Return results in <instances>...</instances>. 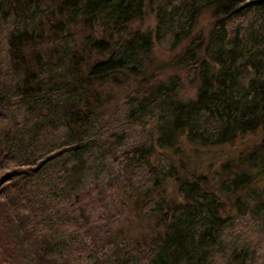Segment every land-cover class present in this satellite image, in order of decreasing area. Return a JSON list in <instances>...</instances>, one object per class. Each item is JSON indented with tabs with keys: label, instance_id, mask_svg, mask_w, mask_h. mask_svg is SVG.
I'll return each mask as SVG.
<instances>
[{
	"label": "trees",
	"instance_id": "trees-1",
	"mask_svg": "<svg viewBox=\"0 0 264 264\" xmlns=\"http://www.w3.org/2000/svg\"><path fill=\"white\" fill-rule=\"evenodd\" d=\"M0 31V264L250 261L221 232L247 213L264 228V0H0ZM156 43L194 95L151 74ZM98 141L116 166L85 182Z\"/></svg>",
	"mask_w": 264,
	"mask_h": 264
},
{
	"label": "rangeland",
	"instance_id": "rangeland-1",
	"mask_svg": "<svg viewBox=\"0 0 264 264\" xmlns=\"http://www.w3.org/2000/svg\"><path fill=\"white\" fill-rule=\"evenodd\" d=\"M143 21L142 27H153L154 26V15L153 13H149L147 10L143 13V15L135 22ZM198 26L204 28L205 30L209 26V19L205 16H201L200 22H198ZM7 29L4 28V31ZM199 31V30H198ZM197 32V31H196ZM206 32V31H205ZM1 34V31H0ZM165 45V44H164ZM161 43H156L153 49V57L155 61H163L165 65L162 64L159 66L155 65L156 70H151V74L159 77L160 79H165L168 75H174V77H178L181 81L180 87V95L181 96H192L196 90L195 83V75L192 74V71L187 72L186 67H180L178 65L174 66L172 64V59L176 57V52L173 50L170 51L166 45L164 46ZM124 85H127L125 91L130 89L131 80L128 78L123 80V84L120 87L112 88V94L115 95V98H119L122 95L120 88ZM121 122H118L113 129L119 130L121 127ZM156 124V120L150 115L146 120L142 123H139L134 120H129L124 122V125L127 128L126 137L121 144L126 145V143H130L131 141L137 140V142L142 141L144 139H149V137L153 134V127ZM100 142L98 146L95 145L94 152L92 153V157L84 160L83 165L85 169V174L83 176V180L85 182H89L94 178H99L104 180L108 172H112L115 169V164L112 159L108 155V149H111V145L108 141H98ZM225 151L232 152L231 148H224ZM211 151L220 152L221 148L212 149ZM165 154L169 155V153L165 152ZM178 155H188L190 154L189 147L185 144H182L181 147L177 151ZM87 155V153L85 154ZM231 156L226 152L222 154V156H216L213 161L210 163L207 162V157H203L197 164L202 165L204 167H208L210 170L199 168V171L202 169L205 173L211 175H215V171L218 168L219 159ZM197 167V168H198ZM195 223V221H194ZM258 223V222H257ZM256 223V219L252 218L250 214H245L244 216H234L232 222L229 226H225L221 232L226 238V241L231 239H237L239 244H243L244 242L252 249L253 257L250 258V261H246L245 264H264V228H261L259 224ZM222 257L219 258V260ZM219 262V261H218ZM222 262H219L221 264Z\"/></svg>",
	"mask_w": 264,
	"mask_h": 264
},
{
	"label": "bare ground",
	"instance_id": "bare-ground-1",
	"mask_svg": "<svg viewBox=\"0 0 264 264\" xmlns=\"http://www.w3.org/2000/svg\"><path fill=\"white\" fill-rule=\"evenodd\" d=\"M252 218H254V217H252Z\"/></svg>",
	"mask_w": 264,
	"mask_h": 264
}]
</instances>
